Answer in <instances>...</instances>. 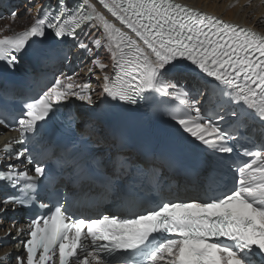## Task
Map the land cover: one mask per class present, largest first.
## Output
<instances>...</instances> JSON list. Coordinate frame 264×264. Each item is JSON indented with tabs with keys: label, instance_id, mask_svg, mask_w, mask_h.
Listing matches in <instances>:
<instances>
[{
	"label": "snow or ice",
	"instance_id": "6c2138e0",
	"mask_svg": "<svg viewBox=\"0 0 264 264\" xmlns=\"http://www.w3.org/2000/svg\"><path fill=\"white\" fill-rule=\"evenodd\" d=\"M34 7L37 16L29 27L0 38V76L14 72L24 59L67 60L64 49L70 46L89 54L92 46L106 49L111 72L103 74L99 95L105 100L99 105L90 81L62 72L23 105L13 123L0 118V126L19 132L17 140L4 145L6 154L12 143L22 146L9 160L24 163L27 134L48 125L73 99L91 106L76 118L99 134L137 125L134 114L142 101L150 106L157 96L172 98L178 102V111L168 112L175 132L147 131L168 141L174 164L188 151L231 154L230 142L239 139L241 127L249 120L264 124V35L175 0H54ZM81 32L88 43L80 39ZM91 65L102 72L109 67L98 57ZM88 72L95 75L93 67ZM119 143L122 149L130 146L126 131ZM244 155L248 159L230 178L219 160L193 156L185 175L197 194L153 199L152 207L144 206L138 186L142 168L119 158L123 182L117 176L105 187L119 198L120 214L74 217L59 202L51 207L42 202L39 208L46 211L18 229L28 237L17 245L26 255L14 259L17 264H264V146ZM31 172L16 163L0 168V188L18 193L0 199V216L10 205L15 210L35 204L38 184L49 179V171L37 162ZM109 173L111 167L103 174Z\"/></svg>",
	"mask_w": 264,
	"mask_h": 264
},
{
	"label": "bare ground",
	"instance_id": "6f19581e",
	"mask_svg": "<svg viewBox=\"0 0 264 264\" xmlns=\"http://www.w3.org/2000/svg\"><path fill=\"white\" fill-rule=\"evenodd\" d=\"M42 0H28L27 4L29 5L32 11H36L37 8L34 5H40ZM178 2L188 5L194 9H197L201 12L214 15L223 19L224 21L240 25L244 28L251 29L261 35H264V0H177ZM29 14L25 13L20 19L16 20V23H13L11 20L0 22V38L5 35H10L14 32L24 29L29 24ZM88 31V28H87ZM86 31V32H87ZM102 31V29H101ZM97 36L99 32L96 33ZM85 42L89 41L87 36H83ZM93 47V53L87 59V65L82 74H87L88 68L93 67L95 75H91V78L94 79L93 88L101 89L103 83V74L104 72H111V61L108 58V53L106 49L101 48L100 50ZM94 57H98L103 63L108 64L109 67L104 69L103 72L95 66L91 65V60ZM13 221L8 222L7 220H2L0 222V236L11 232V236L8 238L7 243L4 246L0 247V257L4 256L11 257L14 254H17L19 251L16 249L15 242L12 240L19 239L22 235H18L15 229H12ZM16 228H22L23 225L20 221H17L15 224ZM8 258L5 262H7Z\"/></svg>",
	"mask_w": 264,
	"mask_h": 264
},
{
	"label": "rangeland",
	"instance_id": "374dc122",
	"mask_svg": "<svg viewBox=\"0 0 264 264\" xmlns=\"http://www.w3.org/2000/svg\"><path fill=\"white\" fill-rule=\"evenodd\" d=\"M17 20V19H16ZM16 20L15 21H12L13 23H16ZM88 31H90V29H88ZM94 84V83H93ZM11 236V235H10Z\"/></svg>",
	"mask_w": 264,
	"mask_h": 264
}]
</instances>
